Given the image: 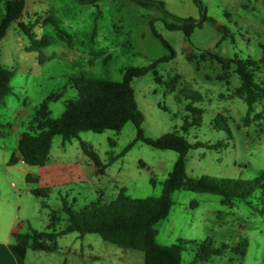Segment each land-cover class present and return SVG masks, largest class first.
Returning <instances> with one entry per match:
<instances>
[{
	"label": "rangeland",
	"instance_id": "1",
	"mask_svg": "<svg viewBox=\"0 0 264 264\" xmlns=\"http://www.w3.org/2000/svg\"><path fill=\"white\" fill-rule=\"evenodd\" d=\"M158 1L171 14L197 22L203 19L202 7L210 19L187 38L182 31L165 26L164 20L171 18L163 9L134 0H26L21 20L35 24L37 39L50 36L54 41L42 49L43 63L38 51L28 49L30 41L19 21L0 41L2 61L13 72L12 91L0 104V146L5 143L11 152L17 145L15 134L28 130L36 108L44 102L52 118L61 117L66 101L78 98L74 81L82 73L122 81L126 68L147 66L170 55V49L152 33L150 21L154 20L155 28L175 51L157 70L164 82L176 79L178 87L175 93L166 94V84H158L153 71L134 78L132 85L145 115V135L157 137L177 129L191 142H202L203 147L191 149L186 157L190 176L250 180L264 176V96L245 121L248 105L235 95L238 75L232 72L229 80L218 79L224 72L211 56L254 59L259 65L255 80L264 87V0ZM5 5L6 0H0V19ZM48 17L73 36L74 46L57 37L54 24L45 22ZM184 88L201 93L202 100L193 105L204 109L200 125L185 132L182 125L186 118L192 120V113L186 109L191 100L181 92ZM60 91H64L61 99L48 101ZM136 134L134 123L128 122L121 131H84L66 142L57 135L46 164H16L10 172L4 169L0 154V197L11 200L9 213L1 212L4 227L14 220L21 234L49 231L56 216L59 231L69 219L65 203L79 212L99 200H112L122 187L134 198L161 195L179 153L138 141L117 158ZM81 141L107 164L104 170L85 153ZM29 173L36 179L29 181ZM172 199L169 216L156 225L157 240L166 245L186 242L181 264H192L199 244L208 237L216 247L226 243L230 248L196 264H264L263 186L248 201L232 204L217 194L186 189L174 191ZM243 240L248 242L244 256L233 250ZM26 259L35 264H144L145 260L141 251L121 248L99 234L80 236L77 232L49 241L47 249L29 247Z\"/></svg>",
	"mask_w": 264,
	"mask_h": 264
},
{
	"label": "trees",
	"instance_id": "2",
	"mask_svg": "<svg viewBox=\"0 0 264 264\" xmlns=\"http://www.w3.org/2000/svg\"><path fill=\"white\" fill-rule=\"evenodd\" d=\"M81 2L95 3L99 0H79ZM137 4L145 7L157 6L164 10L167 17L171 20H164L165 26L170 30H180L187 38H190L195 29L204 20L210 19L207 12L203 11V19L197 22L191 17L182 18L175 16L165 9L162 1L158 0H134ZM26 8V0H6L5 13L0 19V41L5 38L9 28L14 22L19 21V27L27 35L30 51H38L39 61L44 62L42 49L53 43V38L44 36L37 39L33 31L35 24H27L22 21ZM52 22L57 32V37L74 46L73 36L62 30L53 17H48L45 22ZM152 33L170 49L171 54L161 57L151 64L143 67L130 66L125 69L124 79L115 81L110 79L98 78L84 72L74 83L78 91V98L66 101V108L62 116L52 118L47 102L42 103L36 108L28 130L23 132L18 143V154H13L8 160L9 165H16L23 160L28 165H44L50 158L53 139L55 136H62L64 142L78 137L84 131L102 133L106 130L121 131L128 122H133L137 134L125 150L117 156H122L135 142L142 141L146 144L160 149H170L179 153L173 170L164 182L163 192L159 196H149L146 198H134L127 193V188L122 187L118 194L110 201L101 200L92 203L85 209L76 212L64 204V210L69 216L67 225L57 231L32 230L30 233H15L18 242L13 246L20 257H25L27 249H47L46 241H55L58 236L73 232L80 236L86 234H99L105 241L116 244L124 249H134L144 253L145 264H181L182 252L186 242L170 245L161 244L157 240V223L166 219L174 204L172 194L178 189H186L197 193H211L220 195L223 202L232 204L234 200L248 201L255 191L264 187V176L250 179H235L229 177H214L202 175L199 177L190 176L186 170V157L193 148L203 147L202 142H191L180 130L165 132L157 137L145 135L142 124L145 115L137 101L135 89L132 85L134 78L144 76L150 71L155 74L158 84H166L165 92L175 93L177 91L176 79L164 82L160 76L157 66L161 62L171 60L175 51L170 43L155 28L154 20L150 21ZM218 63L221 64L223 75L218 79L229 80V75L234 72L240 79V85L235 90V95L243 98L248 105L247 115L244 120L248 121L255 105L264 96V87L255 80V70H259L257 61L251 58H230L225 59L217 54H211ZM190 60L192 56L188 57ZM202 56V59H205ZM13 76L10 70L2 61L0 50V104L5 102L6 96L11 93L10 81ZM191 102L186 106L187 111L191 112L192 120L186 118L182 129L183 132L188 128L200 125L204 109L194 106V102L201 101L202 95L199 91L184 88L181 91ZM64 91L49 96L48 101H57L62 98ZM177 100L181 98L176 95ZM189 117V115H187ZM218 120V117H217ZM2 124L0 123V127ZM1 135V133H0ZM81 145L94 163L104 170L107 164H103L98 154L87 148L84 141ZM217 145H222L220 142ZM216 144L213 146L215 147ZM30 173L27 179L32 181ZM36 179V178H35ZM1 194V188H0ZM58 218L53 216L52 225ZM247 240L241 241L233 250L244 256L247 252ZM230 248L223 243L216 247L211 237L206 238L199 244V249L195 254L192 264L200 261H208L213 255H223Z\"/></svg>",
	"mask_w": 264,
	"mask_h": 264
},
{
	"label": "crops",
	"instance_id": "3",
	"mask_svg": "<svg viewBox=\"0 0 264 264\" xmlns=\"http://www.w3.org/2000/svg\"><path fill=\"white\" fill-rule=\"evenodd\" d=\"M16 130H17V128H16ZM23 132H24V130L19 131V134H15L16 139H17V145L15 148H13V150H11V152L8 150V146L5 143H2L0 146V150H1L0 154L2 157L1 163H2V160H3V163L5 161L4 169H6L7 172H10L16 168V165H9L8 160H9V157L11 155L18 154V143H19V139H20ZM53 141H54V139H53ZM8 155H10V156L8 157ZM18 164H22L23 166H28V164H26L22 160ZM26 171L29 172V169H26ZM10 204H11V200L7 199L6 201H3L0 197V264H35L34 262H31V263L26 262L27 254L25 257L22 258L17 254V252L13 248L15 243L18 242V239L15 236V233L16 234L20 233L19 229L17 228V226L15 224V221L14 220H13V222L11 220L7 221L5 223L6 226L4 227V224L2 221V216H4V215L1 214V212L9 213V208L11 206ZM23 224H25V222ZM50 225L53 226V230L57 229L55 227L56 223H54L53 225L52 224H50ZM48 243H49V240L46 241V244H48ZM130 257L135 258L136 256L133 254H130ZM144 259H145V257H144ZM144 264H145V262H144Z\"/></svg>",
	"mask_w": 264,
	"mask_h": 264
},
{
	"label": "built area",
	"instance_id": "4",
	"mask_svg": "<svg viewBox=\"0 0 264 264\" xmlns=\"http://www.w3.org/2000/svg\"><path fill=\"white\" fill-rule=\"evenodd\" d=\"M23 161V160H22ZM24 162V161H23Z\"/></svg>",
	"mask_w": 264,
	"mask_h": 264
}]
</instances>
